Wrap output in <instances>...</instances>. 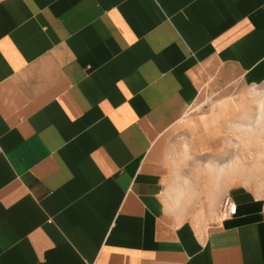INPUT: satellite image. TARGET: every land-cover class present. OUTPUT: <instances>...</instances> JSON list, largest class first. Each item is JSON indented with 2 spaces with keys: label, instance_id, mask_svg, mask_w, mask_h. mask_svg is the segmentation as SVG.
Returning a JSON list of instances; mask_svg holds the SVG:
<instances>
[{
  "label": "crops",
  "instance_id": "1",
  "mask_svg": "<svg viewBox=\"0 0 264 264\" xmlns=\"http://www.w3.org/2000/svg\"><path fill=\"white\" fill-rule=\"evenodd\" d=\"M0 264H264V0H0Z\"/></svg>",
  "mask_w": 264,
  "mask_h": 264
},
{
  "label": "built area",
  "instance_id": "2",
  "mask_svg": "<svg viewBox=\"0 0 264 264\" xmlns=\"http://www.w3.org/2000/svg\"><path fill=\"white\" fill-rule=\"evenodd\" d=\"M237 209V204L230 197H226L221 205V214L223 217L235 216Z\"/></svg>",
  "mask_w": 264,
  "mask_h": 264
}]
</instances>
